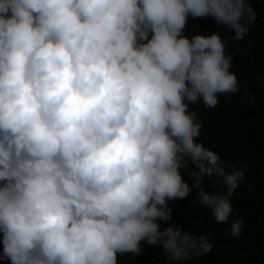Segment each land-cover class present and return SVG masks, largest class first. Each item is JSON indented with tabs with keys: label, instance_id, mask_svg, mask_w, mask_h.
<instances>
[{
	"label": "clouds",
	"instance_id": "clouds-1",
	"mask_svg": "<svg viewBox=\"0 0 264 264\" xmlns=\"http://www.w3.org/2000/svg\"><path fill=\"white\" fill-rule=\"evenodd\" d=\"M189 17L240 40L256 12L248 0H0V258L118 264L145 241L183 264L211 250L161 223L193 190L227 222L244 177L196 141L189 105L214 107L238 82L219 34H183ZM205 176L226 192L206 191Z\"/></svg>",
	"mask_w": 264,
	"mask_h": 264
},
{
	"label": "trees",
	"instance_id": "trees-1",
	"mask_svg": "<svg viewBox=\"0 0 264 264\" xmlns=\"http://www.w3.org/2000/svg\"><path fill=\"white\" fill-rule=\"evenodd\" d=\"M256 12L247 34L233 39L234 32L211 18L189 17L184 35H220L225 55L231 57L230 71L237 78V91L218 93V103L207 107L201 100L189 105L201 125L196 138L205 148L216 152L226 172L241 169L244 177L229 197L232 213L227 222H217L211 209L202 205L196 190L184 198L168 201L171 220L161 222L179 225L194 235H206L211 250L193 256L183 264H264V0H248ZM187 160V158H185ZM195 166L188 161L180 169L182 179L193 182ZM202 186L209 193L224 194L226 186L215 176H205ZM236 219H242L240 235L233 237L230 229ZM139 254H118V264H174L162 254V249L141 241ZM3 254L0 234V257ZM0 264H10L0 258Z\"/></svg>",
	"mask_w": 264,
	"mask_h": 264
}]
</instances>
